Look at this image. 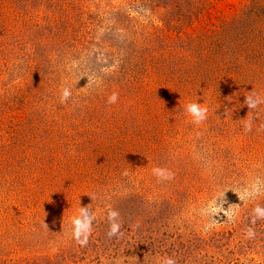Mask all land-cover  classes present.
<instances>
[{"label":"rangeland","instance_id":"1","mask_svg":"<svg viewBox=\"0 0 264 264\" xmlns=\"http://www.w3.org/2000/svg\"><path fill=\"white\" fill-rule=\"evenodd\" d=\"M245 97L264 100V0H0V264H264Z\"/></svg>","mask_w":264,"mask_h":264},{"label":"clouds","instance_id":"2","mask_svg":"<svg viewBox=\"0 0 264 264\" xmlns=\"http://www.w3.org/2000/svg\"><path fill=\"white\" fill-rule=\"evenodd\" d=\"M70 96V92L65 89L63 92V99L67 100ZM118 100V93H112L108 98L109 104H114ZM264 103V100L257 97L255 100H252L251 97H245V104L249 109L256 108L258 104ZM185 111L193 118L195 124H200L207 119L208 109L202 107L198 102L188 103L185 107ZM248 130H250V123L246 125ZM152 173L158 179L166 180L172 178V173L167 169L155 167L152 169ZM125 175L128 173L125 172ZM215 212V209H212ZM257 216L264 215V209L257 207L254 209ZM119 212L118 210L110 208L107 212V219L109 222V236H116L120 232L121 224L119 223ZM95 217L91 214V211L88 207H81L79 210V215H76L72 218L73 232L72 235L75 240L81 245H85L88 242V237L92 231V224ZM47 227V225L45 224ZM162 264H175V261L172 258H166Z\"/></svg>","mask_w":264,"mask_h":264}]
</instances>
